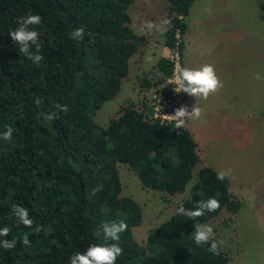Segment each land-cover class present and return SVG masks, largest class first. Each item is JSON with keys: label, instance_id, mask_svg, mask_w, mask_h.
<instances>
[{"label": "trees", "instance_id": "obj_1", "mask_svg": "<svg viewBox=\"0 0 264 264\" xmlns=\"http://www.w3.org/2000/svg\"><path fill=\"white\" fill-rule=\"evenodd\" d=\"M135 1L0 0V137L7 126L14 130L10 140L0 138V229H10L0 240L16 241L10 250L0 247V264H70L71 255L102 241L104 222L121 220L128 228L120 234L123 254L116 264H227L222 250L213 255L209 245L194 243L192 233L195 223L205 224L221 211L234 215L240 205L226 178L217 180L207 166L196 169V143L189 132L175 129L174 121L154 119L149 101L120 106L103 126L93 121L103 103L118 94L144 40L132 32L126 12ZM192 2L165 0L171 22L162 44L170 56L180 57ZM29 13L42 17L40 25L31 26L39 33L38 54L44 58L39 65L9 36L17 19ZM78 28L84 29L83 39H71ZM154 69L160 76L142 77L138 89L170 98L166 82L173 64L159 58ZM53 112L57 118H45ZM119 164L135 174L141 188L167 196L182 192L196 169L188 198L177 208L194 209L214 197L220 209L192 221L177 215L176 208L138 244L132 230L141 225V208L120 195ZM12 204L28 209L32 228L17 224Z\"/></svg>", "mask_w": 264, "mask_h": 264}, {"label": "rangeland", "instance_id": "obj_2", "mask_svg": "<svg viewBox=\"0 0 264 264\" xmlns=\"http://www.w3.org/2000/svg\"><path fill=\"white\" fill-rule=\"evenodd\" d=\"M126 12L132 32L144 40L129 61L116 97L95 112L93 121L101 126L116 116L120 106L132 103L136 107L141 101L151 106L154 89L142 92L138 82L142 77L152 81L160 76L154 64L160 58L164 31L141 33L140 27L146 21L158 23L166 18L165 0H137ZM185 24L188 43L178 58L180 66L212 64L224 84L206 100L187 95L189 111L195 104L202 108L200 119L189 120L192 132L185 128L196 141V169H231V176L226 177L228 191L240 205L234 215L221 211L205 224L213 227L216 240L223 241L227 264H264V138L258 124L264 123L259 113L264 100V0H193ZM118 167L120 195L141 208V225L132 230V237L143 244L147 231L188 198L196 169L182 192L167 196L141 188L132 171Z\"/></svg>", "mask_w": 264, "mask_h": 264}, {"label": "clouds", "instance_id": "obj_3", "mask_svg": "<svg viewBox=\"0 0 264 264\" xmlns=\"http://www.w3.org/2000/svg\"><path fill=\"white\" fill-rule=\"evenodd\" d=\"M209 14L212 9L209 7ZM170 20L165 18L158 23L153 21H146L140 27V32L145 30L148 32L166 31ZM42 17L38 14H27L17 19V27L9 32V36L19 46V52L22 53L28 60L34 64L39 65L44 59L39 55V45L37 43L39 33L31 26L40 25ZM84 29L78 28L70 33V38L73 40L83 39ZM36 47V53H33L32 48ZM137 52V51H136ZM170 55H168L169 59ZM180 59V57H178ZM180 67V63H179ZM256 79H261L260 74L257 73ZM168 80V79H167ZM224 87L223 82L216 74L215 67L212 64H203L198 68L181 67L176 76V92L181 91L195 98L207 99L211 94L217 93ZM183 93V95H184ZM34 103L39 105L40 99L37 98ZM184 105V102H183ZM61 112H67L66 105L56 106ZM202 115V108L197 104L192 106L191 111L186 106H181L174 110V115H167V118L174 121V128L179 130L185 127L186 121L198 120ZM48 120L57 118V113L53 112L45 117ZM13 128L7 126L2 133V139L10 140L13 135ZM231 176V169L220 170L216 173V179L223 181L226 177ZM96 190H94L95 192ZM220 202L214 197H208L206 200H201L196 203L194 209H187L183 205L177 208L176 214L188 217L192 221L205 215V212H215L220 209ZM11 211L16 219L17 224H22L26 228H32L33 220L29 216L27 208L12 204ZM128 225L124 221L104 222L101 225L103 239L99 243L90 244L85 251L76 252L70 256V264H116L118 258L123 254V249L119 246L120 234L127 231ZM39 227L35 228V232H39ZM10 229L4 227L0 229V237L8 236ZM214 229L211 225L195 223V231L192 233V239L196 245H209L208 251L213 255H219L223 245L222 240H216ZM109 241L117 243H109ZM23 243L28 245L30 243L27 234L23 238ZM16 246L15 240H0V247L10 250Z\"/></svg>", "mask_w": 264, "mask_h": 264}, {"label": "built area", "instance_id": "obj_4", "mask_svg": "<svg viewBox=\"0 0 264 264\" xmlns=\"http://www.w3.org/2000/svg\"><path fill=\"white\" fill-rule=\"evenodd\" d=\"M169 60L173 64V71L166 83L172 87L171 96L170 98H165L161 94H154L151 102L152 117L161 121H170L167 118V115H174L175 109L184 106L183 92H176V76L178 75L180 69V67H178V56L174 54L173 56L169 57Z\"/></svg>", "mask_w": 264, "mask_h": 264}, {"label": "crops", "instance_id": "obj_5", "mask_svg": "<svg viewBox=\"0 0 264 264\" xmlns=\"http://www.w3.org/2000/svg\"><path fill=\"white\" fill-rule=\"evenodd\" d=\"M184 35H185V33H184ZM184 35L182 36V43H183V47H182V51H181V54H180V59L183 57V55L185 54V52H186V47H187V40H184ZM168 50L166 49V48H161L160 49V58H167L168 57ZM180 64H181V62H180ZM180 68H181V66H180ZM229 74H231V76L234 78V76L232 75V73H231V68L229 67ZM187 95L188 94H184V106H186L187 108H188V110H190V107L187 105V103H186V100H187ZM252 95V94H251ZM262 108H261V110H260V114L261 115H263V113H264V100H263V105L261 106ZM250 114V113H249ZM258 116V114L255 116V117H257ZM264 116V115H263ZM246 118H249L248 116L246 117ZM258 124H259V126L261 127L260 128V131H261V134H262V136H263V138H264V123L262 122H258ZM184 128H188V130L190 131V132H192V129H191V127L189 126V120L188 121H186V124H185V127ZM187 130V129H186ZM187 130V131H188ZM250 130H251V126H250ZM195 143H196V141H194ZM216 172V171H215ZM217 173V172H216Z\"/></svg>", "mask_w": 264, "mask_h": 264}]
</instances>
